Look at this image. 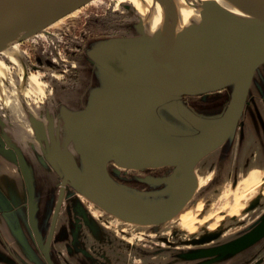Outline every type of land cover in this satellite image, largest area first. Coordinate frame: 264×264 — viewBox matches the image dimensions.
<instances>
[{
	"label": "rangeland",
	"instance_id": "374dc122",
	"mask_svg": "<svg viewBox=\"0 0 264 264\" xmlns=\"http://www.w3.org/2000/svg\"><path fill=\"white\" fill-rule=\"evenodd\" d=\"M203 1L199 3L203 4ZM137 14L128 1L91 0L0 51V62L7 60L5 50L22 53L26 75L38 82L36 90H29L31 78L19 73L24 77L20 87L16 83L15 75L18 73L11 64L12 73L6 77L0 75V108L5 103L10 105V115L4 117L11 124V131L14 133V126L18 124L27 128L31 124L34 126V120L43 127L46 125V129L37 134L32 143L39 147L36 141L41 137V148H47V142L51 141L48 114L57 113L52 117L55 121V138L82 163L76 139L61 108H68L72 112L83 111L98 89L121 86L108 71L100 69L98 54L118 38L146 36L164 31L169 25L188 28L192 23V19L186 22L170 18L160 30H155L152 24ZM231 91L230 85L206 93L187 94L185 100L200 113L217 115L225 110ZM162 112L175 124L182 125L167 111ZM32 143L22 147L27 148ZM108 170L117 196L130 206L143 209L160 206L179 187L174 177L175 165L133 167L113 158ZM48 171L39 168V172L50 175ZM195 173L198 186L184 206L191 210L199 205L202 211H198L200 214L197 213V217L205 219L210 213L218 217V222L209 224V217L203 222L204 226L198 224L196 230L191 231L186 227L180 228L175 215L155 223L124 219L103 209L70 185L58 234L53 242L57 253L55 259L61 264H264V237L240 250H227L205 258L193 257L202 249L245 237L264 218V189L259 193L260 184L264 183V64L255 73L244 113L235 131L227 141L197 163ZM55 174L51 173L48 179ZM56 181L49 187V209L45 191H42V197L39 196L40 208L47 214V228L57 197L59 177ZM246 181L255 184L247 189V193L251 194L249 202L238 214H231L228 208L225 209L226 204L231 202L229 195ZM76 201L87 210V214L84 210V216L78 213ZM74 225L79 226L90 257L81 252L75 253V249L73 257L66 252L65 240L61 235ZM28 241V255L22 259L28 264H46L31 237ZM5 253L7 250L0 245V264H17L5 260Z\"/></svg>",
	"mask_w": 264,
	"mask_h": 264
},
{
	"label": "water",
	"instance_id": "95a60500",
	"mask_svg": "<svg viewBox=\"0 0 264 264\" xmlns=\"http://www.w3.org/2000/svg\"><path fill=\"white\" fill-rule=\"evenodd\" d=\"M87 1L0 0V36L7 34L0 50ZM238 1L262 20L251 24L218 2L205 1L203 21L194 22L175 38L173 29L171 36L161 32L148 38H118L98 54V63L121 86L99 90L86 112H67L84 168L59 152L67 174L63 184L70 178L76 189L103 209L141 223L169 219L184 207L198 186L195 166L233 134L244 113L255 73L264 64V0ZM230 85V100L217 115L196 112L182 98ZM162 110L184 127L169 120ZM113 158L133 167L175 165L179 187L170 199L154 208L124 204L109 175L108 164ZM64 191L63 185L48 239L41 243L49 264H55L48 248ZM263 237L264 218L245 237L202 249L193 257L240 250Z\"/></svg>",
	"mask_w": 264,
	"mask_h": 264
},
{
	"label": "flooded vegetation",
	"instance_id": "af4514ba",
	"mask_svg": "<svg viewBox=\"0 0 264 264\" xmlns=\"http://www.w3.org/2000/svg\"><path fill=\"white\" fill-rule=\"evenodd\" d=\"M100 65V69L102 71H108L105 69L103 66ZM108 74L115 78V76L108 71ZM116 79V78H115ZM103 89V88H101ZM98 89L97 91L101 90ZM96 91V93H97ZM95 93V94H96ZM183 100L185 101V104L192 110L196 111L192 106H190L186 100H185V95H183ZM90 99V98H89ZM94 101V96L92 99H90L89 103L87 104V108L83 111L79 112H86L90 105ZM79 113V112H72L68 108H61V113L62 115L64 114V118L67 120V114L68 113ZM199 112V111H196ZM2 116V119H0V165H3L5 163V160L8 162L10 160V163L14 165L16 168L18 175H19V180L17 181L20 187V194H19V199L21 200L22 203L14 204L10 197L5 194L4 190L1 187V184L5 183L4 178L0 179V213L9 221V223L13 226L14 229H20V219L19 215L21 213V217L24 219V222L26 224V228L34 242V245L40 250L42 253L44 260L46 264H49L44 253L42 250V244L45 243L48 239L50 230H51V225H52V220L54 216V212L56 209V205L60 199V194H61V187L64 185L65 186V191H64V198L61 203L60 207V212L59 216L57 218V223L56 227L53 233L52 240L49 244V253L54 261L55 264H61L59 260H56L55 257L57 254L54 247H53V242L55 240V237L58 234V229H59V223L61 219V214L63 207L66 203L67 197H68V189L70 185H73L71 179L69 178L66 182V184H63V180L65 178L66 171L59 159L58 153L61 152L65 157H69L73 159V162L75 165L81 169L84 168L83 163L77 159V157H74L71 152L67 151V147L63 146L62 143L60 144L56 138H55V121L53 120L52 117H55L57 113H49L48 114V121H49V133L51 136V141L47 142V148L46 146H42L40 141L37 140L39 147L36 146L34 143L30 144L27 148H24L20 146V144L17 143V141L14 140L12 135H10V131L7 129V125L10 124L8 119L3 116L2 113H0ZM52 118V119H51ZM68 122V120H67ZM34 126L37 129V134H40L41 131L46 129V125L44 127L42 125H39L35 122L34 120ZM70 127V126H69ZM73 132V131H71ZM11 133H13L11 131ZM14 135V133H13ZM33 142V141H31ZM6 154V155H5ZM80 159V158H79ZM39 168L42 169H49L48 173H53L55 176H51V179L49 180L48 177L50 176L49 174L46 175V173H41L39 172ZM59 177V187L57 191V197L55 200V204L53 206V211L52 215L50 218V222L48 224V228L46 227L47 224V214L45 211L41 210V206L39 203V196L42 194V191L44 190L45 193V201L47 203V208L49 209V187L52 184H56V178ZM56 181V182H55ZM43 195V196H44ZM42 197V195H41ZM41 199V198H40ZM19 200V201H20ZM76 208L78 213L81 212L83 214V210L87 214V210L83 208L81 203L79 201H76ZM21 209V211H19ZM19 211V213H18ZM88 218V216H87ZM87 220V219H86ZM81 222V221H80ZM35 223V224H34ZM75 227H72L69 231L62 232V237L64 244V248L66 252L68 253L69 256L73 257L75 253H83L87 256L89 255L88 249L84 246L83 244V235L80 232V228L77 225H74ZM24 228V227H23ZM38 229V230H36ZM39 233V234H38ZM0 245L4 246L5 249L7 250L8 255H11V259L9 256L5 255V258L7 260H12L13 262H16L17 264H28L24 262L14 251L13 247L10 245L8 239L5 236V233L0 226ZM75 249V253L73 251ZM100 263V262H99ZM74 264V263H73Z\"/></svg>",
	"mask_w": 264,
	"mask_h": 264
},
{
	"label": "bare ground",
	"instance_id": "6f19581e",
	"mask_svg": "<svg viewBox=\"0 0 264 264\" xmlns=\"http://www.w3.org/2000/svg\"><path fill=\"white\" fill-rule=\"evenodd\" d=\"M90 1L91 0L85 2L84 4H87ZM121 1L130 2L135 7L136 12L138 13L137 15H139L140 18H143L145 20V22L152 24L153 27L155 28V30H160L162 28V26L170 18L173 20H177V19L185 20L186 22H188L192 19V23L188 28H185L181 25H169L168 27H165L164 31H161L164 34L171 36V33H172L171 31L173 29L174 33L172 35L174 38L179 33L183 32L187 29H190L194 22L201 23L203 21V14L202 13H203V9H204L203 8L204 3L203 4L199 3L202 0H121ZM204 1H216L219 4H221L225 9H227L229 12L235 14L236 16L242 18L243 20H245L251 24H254L257 21L262 20V17H260L259 15H257L253 11H251L250 9L246 8L238 0H204ZM168 3H170V5L167 8ZM197 3H199V4H197ZM161 32L151 33V34H148L144 37L148 38V37H151V36L158 34V33H161ZM23 33L24 32H22L20 35H22ZM5 37H7V34L0 36V43H1V41H5L4 40V39H6ZM25 38H27V37H25ZM25 38H23V39H25ZM20 40H22V39H20ZM20 40L14 41L13 43L9 44L7 47H4L3 49L8 48L9 46L19 42ZM2 50H0V51H2ZM4 54L7 57V60L0 62V75L2 77H6L11 72L10 71V65H9V64H11L13 67H15L16 73H18L15 75L16 76V83L21 87L24 77H21V74H19V73H25L24 76H26L27 78L29 77V75H26L27 71H26V63L24 61V55L22 53L14 52L11 50H8V51L5 50ZM18 75H20V76L18 77ZM29 78H31V81L30 82L28 81L29 82V90H32V89L36 90V87H38V82L36 81L37 79H34L33 77H29ZM9 106H10L9 104L5 103L4 107L0 108V113H2L3 116L7 117V114H9ZM22 112L27 114L26 111H22ZM30 122H31V120H30ZM14 127L16 129L14 130L15 134L13 135V133H11V130H13V128H11V124L8 126V129L10 131V135H12L14 140L17 141V143L20 144L21 146H25L26 144L32 143L31 141H33L37 137V133H36L37 129H36V127L32 126V124L30 125L29 128L23 127L19 124L14 126ZM70 130L72 131L71 126H70ZM72 134H73V132H72ZM74 138H75V136H74ZM39 141H41V137L39 138ZM78 149H79V147H78ZM253 184H254L253 181H246L238 188V190H235L234 192H232L229 195L230 197L228 200L231 202L228 203V201H227L228 204H226V206H225V209L228 208V210L230 211V212L228 211L229 213L238 214L240 212V210L244 208V206L246 207V203L249 202L248 199L251 196L250 193L249 194L247 193V189H249L248 188L249 186H251V185L253 186ZM260 185H261L260 189L258 188L259 193L262 192L261 191L262 189H264V183L260 184ZM188 208L189 207L185 208V206H184L178 212V214L175 215V217H178V219H179L177 222V225L179 224L178 226L180 228L186 227L190 231L196 230L195 229L197 227L196 225L199 224V225L204 226L205 224L203 222L206 221V218L209 219V217H210L209 224L211 222H213V224L218 222V217L216 215H213V216L209 215L210 213L208 214V217H206L205 219H200L199 217H197L196 214L198 213V211L199 212L202 211V208L199 205L198 206L196 205V207H194L191 210H188ZM221 212L223 214V211H221ZM228 212H226V213H228ZM199 214L200 213H198L197 215H199Z\"/></svg>",
	"mask_w": 264,
	"mask_h": 264
},
{
	"label": "crops",
	"instance_id": "0c3cea01",
	"mask_svg": "<svg viewBox=\"0 0 264 264\" xmlns=\"http://www.w3.org/2000/svg\"><path fill=\"white\" fill-rule=\"evenodd\" d=\"M2 178H4L5 183L1 184V187L4 190L5 194H7V196L10 197V199L14 204L22 203L21 200L19 199L21 186H19L17 182L19 180L18 179L19 175L14 165L10 163V160L8 162L5 160V163L3 165H0V179ZM19 211H21V209ZM21 216L22 215L20 213L19 215L20 225H21L20 227L22 228L17 230L14 229L13 226L9 223V221L5 219V217L0 213V226L2 227L6 238L8 239L10 245L13 247L14 251L22 259V257H24L26 254L28 255V249H29L28 239L31 236L26 228L24 219ZM5 255L9 256L8 253H5ZM10 259L8 261L12 263L13 261ZM5 260L7 259L5 258ZM23 261L26 262L25 260Z\"/></svg>",
	"mask_w": 264,
	"mask_h": 264
}]
</instances>
